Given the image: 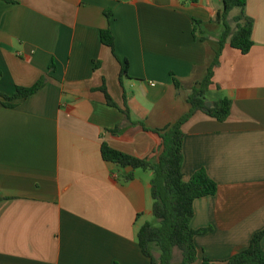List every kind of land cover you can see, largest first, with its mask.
<instances>
[{
  "label": "crops",
  "instance_id": "0c3cea01",
  "mask_svg": "<svg viewBox=\"0 0 264 264\" xmlns=\"http://www.w3.org/2000/svg\"><path fill=\"white\" fill-rule=\"evenodd\" d=\"M223 12L224 0H0V93L48 79L14 107L0 98V264H152L138 233L155 225L154 174L106 162L102 146L158 157L160 137L123 110L153 130L186 115L220 49ZM245 14L254 46L224 45L209 94L232 101L229 118L198 112L183 127L184 180L205 170L218 185L194 204L191 228L210 230L195 237L194 264L225 262L264 231V0H247Z\"/></svg>",
  "mask_w": 264,
  "mask_h": 264
},
{
  "label": "trees",
  "instance_id": "16d2710c",
  "mask_svg": "<svg viewBox=\"0 0 264 264\" xmlns=\"http://www.w3.org/2000/svg\"><path fill=\"white\" fill-rule=\"evenodd\" d=\"M197 3L199 0H189ZM247 0H224V12L217 20L223 22L225 31L219 42L220 49L212 66L209 68L205 79L196 85L187 99L190 111L181 117L176 123L162 130H153L144 123L133 122L128 108L123 110L127 120L131 124L140 126L145 132L157 134L161 139L159 155L155 160L139 159L120 151L114 150L107 144L102 146V157L106 162L119 166L122 170L133 168V171L142 170L153 172L152 198L153 215L158 226L146 223L138 233V242L143 255L151 259L152 264H173L175 253L178 251L182 257V264H194L199 259V250L195 245V237L206 234L210 230L195 231L191 228L194 218V204L197 200L215 196L218 185L208 176L205 170L198 171L190 181L184 180V125L198 112H202L220 122L226 121L232 110V101L224 98L218 101H209L211 86L215 68L219 65V59L225 44L241 52L243 55L250 53L254 46L252 40L253 21L245 14ZM238 9L240 14L235 18L236 28L229 23V16ZM102 43L115 52V38L110 29L101 32ZM117 57V56H116ZM121 77L128 76L129 64L121 61ZM3 72L0 70V80ZM47 77H42L34 86L29 88L18 87L11 95L0 93L4 106L14 107L20 100L28 99L40 92L47 84ZM177 90L181 85L174 78ZM101 91L105 94L107 103L111 107L119 108L108 93L106 87ZM119 129L113 131L118 133ZM126 181L134 179V172L124 174ZM264 231L257 233L246 250L236 254L229 260L217 263L208 258L202 260V264H264V248L262 241ZM159 254H156V251Z\"/></svg>",
  "mask_w": 264,
  "mask_h": 264
},
{
  "label": "rangeland",
  "instance_id": "374dc122",
  "mask_svg": "<svg viewBox=\"0 0 264 264\" xmlns=\"http://www.w3.org/2000/svg\"><path fill=\"white\" fill-rule=\"evenodd\" d=\"M237 14H238V10H235V11L232 13V16H235V15H237ZM229 23H230V25H231L232 27H235V26H236L235 23H234L233 21H229ZM153 222L155 223L156 226L159 225L158 222H157V220H156L155 218L153 219Z\"/></svg>",
  "mask_w": 264,
  "mask_h": 264
},
{
  "label": "water",
  "instance_id": "95a60500",
  "mask_svg": "<svg viewBox=\"0 0 264 264\" xmlns=\"http://www.w3.org/2000/svg\"><path fill=\"white\" fill-rule=\"evenodd\" d=\"M130 169H133V168H130Z\"/></svg>",
  "mask_w": 264,
  "mask_h": 264
}]
</instances>
